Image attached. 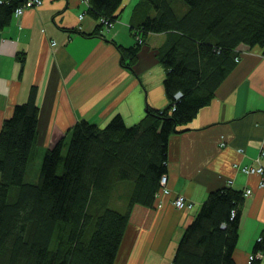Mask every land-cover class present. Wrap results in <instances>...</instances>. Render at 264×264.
<instances>
[{
    "label": "trees",
    "instance_id": "obj_1",
    "mask_svg": "<svg viewBox=\"0 0 264 264\" xmlns=\"http://www.w3.org/2000/svg\"><path fill=\"white\" fill-rule=\"evenodd\" d=\"M87 1L99 23L91 33L72 29L83 35L111 27L123 11V0ZM25 3L0 0V29ZM130 30L135 43L117 47L131 69L150 33L168 34L157 49L167 106H148L130 126L120 113L104 127L78 120L44 150L34 175L40 106L33 86L0 129V264H114L129 224L153 223L172 135L211 103L237 66L241 45H258L264 54V0H138ZM118 194L125 210L113 205ZM245 200V190L232 184L211 190L172 264H238ZM260 237L254 253L264 249V231Z\"/></svg>",
    "mask_w": 264,
    "mask_h": 264
},
{
    "label": "crops",
    "instance_id": "obj_2",
    "mask_svg": "<svg viewBox=\"0 0 264 264\" xmlns=\"http://www.w3.org/2000/svg\"><path fill=\"white\" fill-rule=\"evenodd\" d=\"M138 0H123L120 18L109 28L87 12V0H42L26 7L0 29V129L16 104L38 88V145L52 147L80 119L104 125L120 113L127 124L140 121L145 108L166 107L165 69L157 49L166 32L150 33L133 69L121 63L117 44L130 46L133 8ZM81 14L83 16L81 17ZM150 40V44L148 41ZM53 42H55L53 44ZM241 58L217 89L211 103L199 110L186 131L169 141L168 186L160 195L150 227L136 224L137 247L124 254L126 264H172L184 229L211 190L227 184L251 188L242 211L234 257L250 264L249 256L264 231V187L261 176L246 175L234 163H264V54L260 46L241 45ZM181 193L193 201L190 209L175 206ZM137 249V253L135 250ZM254 264H264L263 256Z\"/></svg>",
    "mask_w": 264,
    "mask_h": 264
},
{
    "label": "rangeland",
    "instance_id": "obj_3",
    "mask_svg": "<svg viewBox=\"0 0 264 264\" xmlns=\"http://www.w3.org/2000/svg\"><path fill=\"white\" fill-rule=\"evenodd\" d=\"M41 3H42V1H41ZM41 3H33V4H29L30 6H37V5H40ZM148 43L150 44V40L148 41ZM53 44H54V42H53ZM146 108H145V113H146ZM109 121H107L105 124H104V126L108 123ZM190 123V122H189ZM189 123H186V124H189ZM134 124V123H133ZM129 126L130 125H132V124H128ZM103 125H102V127H104ZM38 151H37V154L35 155V160H34V163H33V166H34V171L32 172L34 175H35V173L38 171V169H39V167L41 166V162H42V157H43V152H44V150H45V147H43L42 145L40 146V145H38ZM49 148V147H48ZM47 149V148H46ZM227 184H229L228 183V181H227ZM169 190L168 191H166V190H160V192H159V194H158V202H159V205H158V207L159 206H162V202H161V200L159 199V196L160 195H168V194H171V192H172V190H171V188H170V186H169V188H168ZM246 189V188H245ZM244 189V190H245ZM120 194V193H119ZM117 195V196H115V198L113 199V205L115 206V207H117L118 209H120V210H125V208H126V202H125V199L123 198V197H121L120 195ZM180 195H183V194H181V193H178V194H176L175 196H174V198H173V203L174 202H177V200H178V198H179V196ZM184 196V200H185V205H184V207L182 206H180L179 205V207H178V205H176L175 204V206L176 207H178V208H181V209H184V208H186V209H190L191 207H189L188 205H186V204H191L192 203V205L194 206V205H196L197 206V203L195 204L193 201H190L189 199H187L186 198V196L185 195H183ZM192 206V207H193ZM131 224H129V226H130ZM129 226H128V228L126 229V232H125V235H124V237H123V241H122V243H121V246H120V248H119V251H118V254H117V257H116V259H115V262H114V264H126L127 263V261H128V256H129V254H130V252L131 251H133L134 250V248L135 247H137V232L136 231H132V230H130L129 231ZM125 252H126V254L127 253H129L128 254V256H127V260H125V258H124V254H125ZM135 252L137 253V249L135 250ZM132 253V252H131ZM150 264H155V259H154V257L153 258H151V263Z\"/></svg>",
    "mask_w": 264,
    "mask_h": 264
},
{
    "label": "built area",
    "instance_id": "obj_4",
    "mask_svg": "<svg viewBox=\"0 0 264 264\" xmlns=\"http://www.w3.org/2000/svg\"><path fill=\"white\" fill-rule=\"evenodd\" d=\"M42 0H26V3L24 5H21L19 7L16 8L14 15L19 16L22 14L23 10L30 6L29 4H33V3H41ZM83 16V14H81V17ZM55 43V42H54ZM181 96V92H177L176 93V97ZM234 166L236 168H238L242 173L246 174V175H259L261 176V180L259 183L260 187H264V163L260 162V160L258 159L257 162L255 163H249V164H239V163H234ZM162 188L161 190H166L168 191L169 186H168V174H164L161 177V181H160ZM229 184H232L233 181L232 179L228 180ZM252 193V189L251 188H246L245 189V195L248 196ZM174 204L179 205L182 207H184L185 205V200H184V196L180 195L177 202H174ZM189 207L192 208V203L191 204H186ZM234 214V212H233ZM261 239V237H259V240ZM262 255V250H258L256 251V253H252L249 257V262L251 263L254 259L261 257Z\"/></svg>",
    "mask_w": 264,
    "mask_h": 264
},
{
    "label": "bare ground",
    "instance_id": "obj_5",
    "mask_svg": "<svg viewBox=\"0 0 264 264\" xmlns=\"http://www.w3.org/2000/svg\"><path fill=\"white\" fill-rule=\"evenodd\" d=\"M258 250H261V249H258ZM253 253H254V252H253ZM251 254H252V253H251ZM251 254H250V255H251ZM262 256H263V250H262V255H261V257H262ZM249 257H250V256H249ZM261 257H259V259H260Z\"/></svg>",
    "mask_w": 264,
    "mask_h": 264
}]
</instances>
